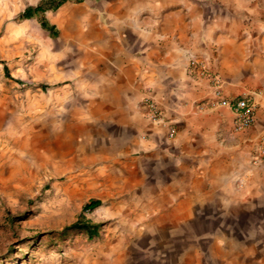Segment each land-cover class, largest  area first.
I'll return each mask as SVG.
<instances>
[{
    "label": "crops",
    "instance_id": "crops-1",
    "mask_svg": "<svg viewBox=\"0 0 264 264\" xmlns=\"http://www.w3.org/2000/svg\"><path fill=\"white\" fill-rule=\"evenodd\" d=\"M58 8L62 21L75 12L80 35L75 99L87 112L75 127L87 135L88 161L123 166L162 204L231 222L243 260L264 264V168L256 161L264 139V0H80ZM202 72L219 77L226 98L253 103L248 127L234 130L233 111L212 104ZM145 96L160 120L148 119Z\"/></svg>",
    "mask_w": 264,
    "mask_h": 264
},
{
    "label": "rangeland",
    "instance_id": "rangeland-1",
    "mask_svg": "<svg viewBox=\"0 0 264 264\" xmlns=\"http://www.w3.org/2000/svg\"><path fill=\"white\" fill-rule=\"evenodd\" d=\"M38 1L0 0V264H253L233 245L231 222L162 204L123 166L88 161L75 127L87 112L75 99V12L63 22L62 10H45L50 35L37 17L16 18ZM74 221L97 234L54 236Z\"/></svg>",
    "mask_w": 264,
    "mask_h": 264
},
{
    "label": "built area",
    "instance_id": "built-area-1",
    "mask_svg": "<svg viewBox=\"0 0 264 264\" xmlns=\"http://www.w3.org/2000/svg\"><path fill=\"white\" fill-rule=\"evenodd\" d=\"M201 75L208 79L211 87V92L214 96L212 104L219 106L229 107L234 113V130H241L248 127L253 120V103L246 97L229 99L223 96L221 89V82L216 74L210 72H202ZM261 93L264 96V85L262 86ZM144 104L147 111V117L150 121H158L161 118L160 111L155 102L149 97L144 98ZM165 136L167 139H171L174 134L173 122L167 120L164 122ZM256 161L264 168V139L259 144L258 154ZM88 210V209H86Z\"/></svg>",
    "mask_w": 264,
    "mask_h": 264
},
{
    "label": "trees",
    "instance_id": "trees-1",
    "mask_svg": "<svg viewBox=\"0 0 264 264\" xmlns=\"http://www.w3.org/2000/svg\"><path fill=\"white\" fill-rule=\"evenodd\" d=\"M65 0H39L35 5H28L18 14L16 17L18 20L28 19L32 17H37L40 22L42 29L46 30L50 35L55 34L54 25L49 24L47 20L42 16L45 10H51L57 8ZM70 1H80V0H70ZM98 200H89L83 205L84 209H91L98 205ZM97 224L90 223L88 221H74L70 224L62 227L59 231L55 232L54 236L64 237L67 234L74 232H83L87 237H92L97 234Z\"/></svg>",
    "mask_w": 264,
    "mask_h": 264
}]
</instances>
